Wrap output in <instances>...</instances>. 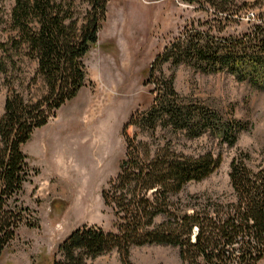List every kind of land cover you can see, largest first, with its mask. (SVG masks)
<instances>
[{"label":"trees","instance_id":"16d2710c","mask_svg":"<svg viewBox=\"0 0 264 264\" xmlns=\"http://www.w3.org/2000/svg\"><path fill=\"white\" fill-rule=\"evenodd\" d=\"M84 1L88 6L79 16L73 0H13L8 11L0 0V72L7 75L23 50L36 59L46 85L36 101L10 89L0 115V256L20 224L33 226L20 198L32 175L22 147L85 85L83 58L98 40L109 0ZM189 1L206 17L192 19L154 58L145 82L153 98L148 108L130 115L128 124L184 130L192 138L210 132L233 145L240 123L192 104L175 90V77L162 66L186 63L203 73L225 72L264 90V0ZM233 26L242 28L229 30ZM154 152L128 141L120 172L102 192L114 213V229L76 228L58 244L52 264H85V258L114 248L123 264H133L129 249L153 243L178 247L185 264H258L264 259V169L253 173L233 159L229 176L237 201L209 208L197 195L182 203L172 198L188 183L211 175L221 153L194 157L167 145Z\"/></svg>","mask_w":264,"mask_h":264},{"label":"rangeland","instance_id":"374dc122","mask_svg":"<svg viewBox=\"0 0 264 264\" xmlns=\"http://www.w3.org/2000/svg\"><path fill=\"white\" fill-rule=\"evenodd\" d=\"M12 3L3 0L7 11ZM107 4L98 40L83 58L85 85L22 147L32 175L20 198L29 207L33 226L20 224L0 264H52L58 244L76 228L114 229V213L105 206L102 192L120 172L128 141L139 148L147 145L150 155L165 145L194 157L221 153L220 166L211 175L188 183L173 196L181 203L196 195L209 208L215 202H236L229 176L233 159L253 173L264 169V90L225 72L203 73L186 63L162 66L166 75L175 77V90L192 104L216 112L223 121L240 123L233 145L210 132L192 138L184 130L128 124L130 115L148 108L153 98L151 85L145 82L154 58L192 19L206 16L189 0H109ZM73 5L79 16L88 6L84 0H73ZM15 60L7 75L0 72V115L10 89L31 101L46 91L36 59L22 50ZM162 219L158 216L156 222ZM127 257L133 264H185L172 245L132 246ZM85 259V264H123L116 248Z\"/></svg>","mask_w":264,"mask_h":264}]
</instances>
